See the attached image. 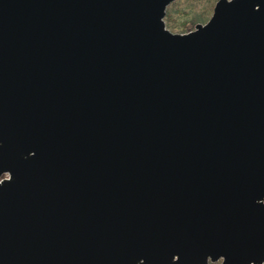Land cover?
Instances as JSON below:
<instances>
[{
    "label": "water",
    "instance_id": "water-1",
    "mask_svg": "<svg viewBox=\"0 0 264 264\" xmlns=\"http://www.w3.org/2000/svg\"><path fill=\"white\" fill-rule=\"evenodd\" d=\"M0 0V264H264V0Z\"/></svg>",
    "mask_w": 264,
    "mask_h": 264
},
{
    "label": "trees",
    "instance_id": "trees-1",
    "mask_svg": "<svg viewBox=\"0 0 264 264\" xmlns=\"http://www.w3.org/2000/svg\"><path fill=\"white\" fill-rule=\"evenodd\" d=\"M182 1L183 0L173 1L171 6L167 7V14L165 17L167 26H169L172 30H180V32L189 31L193 29L198 22L208 20L209 18L208 13H210V10H213L214 7V2H213L214 0H210V2L208 4H205L201 10H197L196 7L194 6L195 1H199V0H189V2L186 5L179 6V4ZM191 3H193L192 6L190 7L189 10H187V6ZM174 5H178L176 10L174 11L176 13L178 12L180 15L185 16L187 13L189 12L191 13L188 14V16H186L184 19L176 20L175 17H173L171 10ZM169 21L172 22L171 25L170 23H168ZM210 264H216V263H210Z\"/></svg>",
    "mask_w": 264,
    "mask_h": 264
},
{
    "label": "rangeland",
    "instance_id": "rangeland-1",
    "mask_svg": "<svg viewBox=\"0 0 264 264\" xmlns=\"http://www.w3.org/2000/svg\"><path fill=\"white\" fill-rule=\"evenodd\" d=\"M216 1L217 0H214L213 2H214V6H215V3H216ZM189 2V0H183L180 4H179V6H184V5H186L187 3ZM210 2V0H199V1H195V3H194V6L196 7V9L197 10H201L202 8H203V6L205 5V4H208ZM193 3H191V4H189L188 6H187V10H189L190 9V7L192 6V4ZM171 4H172V2L168 5L169 7L171 6ZM167 6V7H168ZM177 6L178 5H174L173 7H172V14H173V17H175V19L176 20H180V19H184L186 16H188V14H190L191 12H189V13H187L185 16L184 15H180L178 12L176 13L174 10H176V8H177ZM213 9H214V7H213ZM212 13H213V10H210V13H208V16H209V18H210V16L212 15ZM208 18V19H209ZM207 21V20H206ZM206 21H201V22H206ZM168 23H170V25L172 24V22L171 21H169ZM182 23V22H181ZM196 26V25H195ZM169 27V26H168ZM170 28V27H169ZM195 28V27H194ZM171 29V28H170ZM173 31H180V30H173ZM210 263H214V262H209V264ZM216 264H220V263H216Z\"/></svg>",
    "mask_w": 264,
    "mask_h": 264
},
{
    "label": "flooded vegetation",
    "instance_id": "flooded-vegetation-1",
    "mask_svg": "<svg viewBox=\"0 0 264 264\" xmlns=\"http://www.w3.org/2000/svg\"><path fill=\"white\" fill-rule=\"evenodd\" d=\"M167 14V13H166ZM166 17V16H165ZM165 20H166V18H165ZM167 24V23H166ZM168 27V26H167ZM172 30V29H171ZM221 262H222V259L221 260H219V261H217V262H214V263H220L221 264Z\"/></svg>",
    "mask_w": 264,
    "mask_h": 264
}]
</instances>
